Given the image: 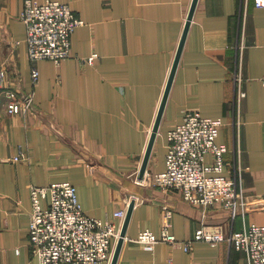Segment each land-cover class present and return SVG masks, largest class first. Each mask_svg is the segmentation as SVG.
Returning <instances> with one entry per match:
<instances>
[{
  "label": "crops",
  "instance_id": "obj_1",
  "mask_svg": "<svg viewBox=\"0 0 264 264\" xmlns=\"http://www.w3.org/2000/svg\"><path fill=\"white\" fill-rule=\"evenodd\" d=\"M57 1L84 20L72 34V55L59 64L30 60L25 0H0L3 84L35 96L25 115L0 105V264H39L29 245L30 188L59 181L75 184L84 211L101 219L135 200L117 264H249L226 240L196 241L185 251L136 238L146 229L160 233L164 205L173 209L172 233L185 241L203 222L225 234L264 224V7L249 0L244 17L242 0H198L146 171L165 169L168 132L186 111L222 117L224 173L231 174L236 147L244 167L246 211L232 216L221 203L195 206L149 179L137 182L193 0ZM237 59L245 95L235 102ZM21 149L28 158L14 161Z\"/></svg>",
  "mask_w": 264,
  "mask_h": 264
},
{
  "label": "built area",
  "instance_id": "obj_2",
  "mask_svg": "<svg viewBox=\"0 0 264 264\" xmlns=\"http://www.w3.org/2000/svg\"><path fill=\"white\" fill-rule=\"evenodd\" d=\"M257 7H264V0H254ZM249 0H242L243 12L247 14ZM25 23L29 58L31 61L49 59L59 64L72 55V34L84 20L76 15L68 4L57 0H25L21 12ZM237 47L242 58L244 45ZM93 57H91L92 59ZM240 57H238L239 59ZM240 58V61H241ZM234 68L236 99L245 92L242 89L241 62ZM6 71L0 69V105L11 114H28L35 109L34 91L20 92L4 86ZM34 84L39 70L32 67ZM264 86V75L261 79ZM225 124L222 117H208L198 110L186 111L183 119L168 132L165 169L153 174L145 173L137 182L146 184L151 180L156 186L179 193L195 206L221 203L232 216L244 215L246 194L241 185L244 167L241 150L234 148L231 174H225V158L229 147L217 142L220 129ZM232 125H239L236 117ZM238 138L236 133V139ZM238 142V140H237ZM239 147V145H238ZM212 161L207 162V155ZM20 150L14 161L27 159ZM32 209L29 224V245L39 264H106L113 257L125 210H118L112 218L101 219L88 215L79 200L78 189L70 181L52 182L47 186L32 185L30 188ZM48 198V204L43 200ZM163 225L160 233L146 229L138 233L136 240L145 244L166 242L185 251L192 249L196 241L218 244L228 241L230 247L245 253L249 264H264V224L256 222L225 234L222 226L205 222L197 229L192 240H181L171 231L173 209L164 205Z\"/></svg>",
  "mask_w": 264,
  "mask_h": 264
},
{
  "label": "water",
  "instance_id": "obj_3",
  "mask_svg": "<svg viewBox=\"0 0 264 264\" xmlns=\"http://www.w3.org/2000/svg\"><path fill=\"white\" fill-rule=\"evenodd\" d=\"M197 3H198V0H193L191 8H190V11L188 13L186 25H185V28H184V31H183V34H182V38H181V41H180V44H179V47H178V51H177V54H176V57H175V60H174L173 66H172V70H171V73H170V76H169V79H168V83H167V86H166V89H165V92H164V96H163V99H162V102H161V105H160V108H159V111H158V115H157L153 130H152V133H151V137H150L149 144H148V147H147L144 159H143V163H142V166L140 168V172H139L140 178L144 177V175H145V173L147 171V166H148V163H149V160H150V157H151V154H152V150H153V147H154V144H155V141H156V137H157V134H158V131H159V128H160V124H161V121H162V117H163V114H164V110H165V107H166L168 96H169V93H170V90H171V86H172V83L174 81V77H175V74H176V70H177V67L179 65V61H180V58H181V55H182V52H183V49H184V45H185V42H186V38H187V35H188V31H189V28H190V25H191L195 10H196ZM134 207H135V200L133 199L130 202L129 207H128L127 211H126V216L124 218L123 225H122V228H121V231H120V235H119V238H118V240L116 242V245H115V248H114L113 257H112V260H111L110 264H117V262H118V259H119V256H120V252L122 250V247H123V244H124V241H125L128 225H129V222L131 220Z\"/></svg>",
  "mask_w": 264,
  "mask_h": 264
},
{
  "label": "rangeland",
  "instance_id": "obj_4",
  "mask_svg": "<svg viewBox=\"0 0 264 264\" xmlns=\"http://www.w3.org/2000/svg\"><path fill=\"white\" fill-rule=\"evenodd\" d=\"M7 110V109H6ZM8 112V111H7Z\"/></svg>",
  "mask_w": 264,
  "mask_h": 264
}]
</instances>
